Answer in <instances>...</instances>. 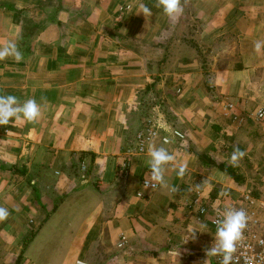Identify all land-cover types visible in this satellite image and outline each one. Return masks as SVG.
<instances>
[{
  "label": "crops",
  "instance_id": "obj_1",
  "mask_svg": "<svg viewBox=\"0 0 264 264\" xmlns=\"http://www.w3.org/2000/svg\"><path fill=\"white\" fill-rule=\"evenodd\" d=\"M188 4L191 32L156 0H0V47L23 53L0 61V95L41 106L0 126V264H211L214 211L264 199V0ZM142 126L157 134L139 151ZM151 145L182 179L168 166L144 188ZM236 147L241 184L216 167Z\"/></svg>",
  "mask_w": 264,
  "mask_h": 264
},
{
  "label": "clouds",
  "instance_id": "obj_2",
  "mask_svg": "<svg viewBox=\"0 0 264 264\" xmlns=\"http://www.w3.org/2000/svg\"><path fill=\"white\" fill-rule=\"evenodd\" d=\"M140 11L145 16L152 14L151 9L144 4H140ZM156 7L160 8L165 16L170 19L178 18L183 13L181 0H156ZM264 42L257 40L254 43V51L257 54L261 53ZM12 57L17 63L23 60V53L19 50L15 42H8L3 47H0V61ZM210 84L213 82L210 81ZM42 101L45 98H41ZM41 115V106L34 98L20 102L14 95H0V126H5L10 121L24 120L27 122H35ZM179 135V133H177ZM168 141L165 140V143ZM147 166L149 168L148 178L144 181V188L155 189L157 186L167 187L165 180V172L168 166H171L176 171L178 178H183L187 171V164L177 162L176 157L171 154L165 147H156L151 145L147 151ZM246 156V152L239 147L234 148L230 154L228 163L230 166L236 167L240 161ZM201 184L194 185L199 189ZM176 191L175 188L171 189ZM227 196L228 193H222ZM10 213L4 207H0V222L5 221ZM249 217L246 211L242 208L226 207L218 214L215 221L214 242L211 247L206 249L207 257H220L219 264H239L235 254L238 246L242 244L244 239V231L247 228ZM204 227V226H202ZM195 230L192 237L195 238ZM245 264H253L251 258L245 257ZM207 264V260H205Z\"/></svg>",
  "mask_w": 264,
  "mask_h": 264
},
{
  "label": "built area",
  "instance_id": "obj_3",
  "mask_svg": "<svg viewBox=\"0 0 264 264\" xmlns=\"http://www.w3.org/2000/svg\"><path fill=\"white\" fill-rule=\"evenodd\" d=\"M231 108V106H229ZM255 117L258 121L264 122V108L257 110ZM174 132L175 137L181 138V134ZM157 134V129L153 126H146L136 134L137 150L142 151L145 144ZM226 207L244 209L249 217L247 228L244 231V239L238 246L235 254L239 264H245V257L251 258L253 264H264V199L254 198L250 193H244L235 203L216 209L210 217V224L215 235V221L218 214ZM206 210L202 207L197 208L196 219H201ZM220 257H212L211 264H219ZM77 264H81L77 262Z\"/></svg>",
  "mask_w": 264,
  "mask_h": 264
},
{
  "label": "rangeland",
  "instance_id": "obj_4",
  "mask_svg": "<svg viewBox=\"0 0 264 264\" xmlns=\"http://www.w3.org/2000/svg\"><path fill=\"white\" fill-rule=\"evenodd\" d=\"M183 11L185 12V14H184V17H183V19H184V22H183V25L190 31L191 29H193V28H195V29H197V28H199V19H197V18H192L193 17V14H191V12L193 11V8L192 7H190V5L188 4L187 5V0H184V4H183ZM200 22H202V21H200ZM191 32V31H190ZM193 35L195 34V33H192ZM199 35V34H198ZM215 35V34H214ZM213 35V36H214ZM228 44H229V42H228ZM212 46H213V44H212ZM229 46H232V44H229ZM200 51V53H199V55L202 57V59H205L206 60V58L205 57H203V54H206V50H204V49H200L199 50ZM220 50H217V49H215V48H213L212 49V53L213 54H215V53H218ZM227 51H229L228 53L230 54V56H232V52H233V50L232 49H229V50H227ZM207 54H208V52H207ZM207 66L205 65V68H206ZM142 128H143V126H142ZM213 242H214V240H213ZM86 263V262H85ZM74 264H76V263H74ZM87 264V263H86Z\"/></svg>",
  "mask_w": 264,
  "mask_h": 264
},
{
  "label": "trees",
  "instance_id": "obj_5",
  "mask_svg": "<svg viewBox=\"0 0 264 264\" xmlns=\"http://www.w3.org/2000/svg\"><path fill=\"white\" fill-rule=\"evenodd\" d=\"M197 51L198 48L196 49ZM200 53V51H199ZM199 159H203L202 161L205 162V163H209L208 161V157L204 156V155H199ZM216 167L224 172L226 175H228L234 182H236L237 184H241L243 183V176H241L238 172V169L237 168H234V167H231L229 165H226L225 163H219V164H216ZM21 259V255H19L17 257V259L15 260V264L17 262H19Z\"/></svg>",
  "mask_w": 264,
  "mask_h": 264
}]
</instances>
